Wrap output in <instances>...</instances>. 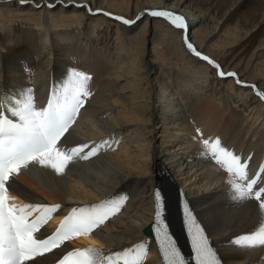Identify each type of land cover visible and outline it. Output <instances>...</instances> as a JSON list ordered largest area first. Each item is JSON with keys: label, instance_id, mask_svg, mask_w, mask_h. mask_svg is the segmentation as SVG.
I'll list each match as a JSON object with an SVG mask.
<instances>
[{"label": "bare ground", "instance_id": "1", "mask_svg": "<svg viewBox=\"0 0 264 264\" xmlns=\"http://www.w3.org/2000/svg\"><path fill=\"white\" fill-rule=\"evenodd\" d=\"M150 9L182 14L187 28L177 29L169 21L147 15ZM115 16L133 23L125 24L114 19ZM42 29H47L54 40L53 51L43 46V55L54 57L59 53L76 70L93 75L88 74L91 79L87 88L94 96L89 100L90 106L80 114L77 125L66 134L67 142L95 145L108 141L109 147L86 163L70 165L63 176L50 169L19 173L13 177L16 186L13 193L28 202L60 204L62 214L106 198L119 199L122 210L100 225L93 237L107 251H123L141 242L148 244L145 227L150 221L147 206L153 187L163 191L166 217L173 232L178 234L179 187L194 205L225 264H264V246L243 248L233 243L234 238L259 227L255 202L239 203L231 198L228 175L220 170L221 166L209 167L202 173V163L196 158L190 159L198 145L203 147V139L214 142L220 138L221 145L228 150L240 151L243 157L250 155L255 161L251 168L255 167L264 154V101L255 97L253 90L237 86L233 78L221 79L214 67L192 55L184 43L186 34L224 72H235L240 80L264 92V0H0V48L4 50L0 51V98L5 95L20 98L25 89L31 88L35 105L43 107L45 100L37 98L36 82H42L49 73L52 81L63 83L67 78L62 66L54 62L50 67V61L44 59L38 60L36 69L32 70L34 81L28 72H23L14 78L26 81V86L21 81L14 87L8 85V65L24 61L33 64L31 58L39 51L36 47L40 44ZM87 33L86 38L83 34ZM122 56L126 60L122 64L124 71L110 69V59L115 61ZM173 68L186 70L188 76L197 78L203 92L198 95L194 93L196 90L185 89L190 84L181 85V79L177 80L180 73L169 82L166 72ZM107 70H111V76L102 79ZM153 81L156 85L161 81L163 91L171 92L173 98L176 96L177 106L187 121L186 130L177 127L168 131L175 126L173 122L167 123L169 128L163 127L165 130L161 132H169L177 140L178 148L172 150L153 141L160 119L154 117L158 115L154 105L158 93H154L157 86L152 85ZM96 100L99 102L95 103ZM115 107L119 108L118 112L102 117ZM177 116L169 111L166 119ZM242 128H245L243 133ZM197 129L202 136L196 140ZM184 131L193 133L188 137L196 145L187 140L183 147L178 134L184 135ZM125 132V143L138 156L127 153L124 142L117 152H112L116 138ZM241 134L246 140L243 143L237 140ZM161 158L164 162L160 163ZM25 192L30 194L28 199ZM10 202L24 204L16 199ZM47 230L49 224L42 225L41 232ZM66 243L69 245L66 248L60 246L26 264H53L69 247H77L71 241ZM75 243L84 245L80 240ZM145 264L157 263L151 258Z\"/></svg>", "mask_w": 264, "mask_h": 264}, {"label": "snow or ice", "instance_id": "2", "mask_svg": "<svg viewBox=\"0 0 264 264\" xmlns=\"http://www.w3.org/2000/svg\"><path fill=\"white\" fill-rule=\"evenodd\" d=\"M146 14L163 18L177 29L187 28L182 14L158 9L147 10ZM114 19L125 24L133 23L120 16H115ZM184 43L192 55L214 67L220 77H234L237 84L256 88L255 85H245L237 73L224 72L216 61L199 51L186 34ZM90 79L91 76L83 71L69 69L67 78L61 85L53 87L46 106L43 107L35 105L31 88L25 89L20 98L7 95L0 98V264H26L35 257L60 247L73 237L91 234L121 208V203L116 198L73 207L54 233L46 238H38L34 234L61 205L10 202L15 200V197L9 196L10 190H16L13 177L19 175L21 170L28 172L50 169L54 174L63 176L70 170V165L90 161L109 147L108 141L95 145L67 142L66 133L76 122L85 99L91 95L87 88ZM258 95L264 99V92H259ZM196 132L194 139L202 136L199 129ZM202 144L215 163L227 172L231 198L239 203L255 202L259 227L234 238L233 243L243 248L264 246V184L258 185L260 175L264 173V165L254 177L249 178L248 161H242L241 156L223 147L220 138H216L214 142L203 139ZM29 196L25 192V198L28 199ZM164 209V199L157 191L153 226L164 264H189L168 231ZM183 222L193 253L191 264H221L205 229L187 203L183 207ZM146 252L147 246L143 242L123 251L107 254L99 247L77 248L64 254L58 264H142Z\"/></svg>", "mask_w": 264, "mask_h": 264}, {"label": "rangeland", "instance_id": "3", "mask_svg": "<svg viewBox=\"0 0 264 264\" xmlns=\"http://www.w3.org/2000/svg\"><path fill=\"white\" fill-rule=\"evenodd\" d=\"M43 30V29H42ZM47 31V32H46ZM88 35H89V33H87V34H83V36L84 37H88ZM93 35H95V34H93ZM40 37L41 38H39L41 41H40V44H39V46H38V48L36 47V50L37 49H39V51L37 50V56L36 55H34L31 59L32 60H34V62H33V64H27L26 63V61H24V62H21V63H18V62H15V63H13V64H11V65H8V85L10 86V87H14L15 86V84L17 85V83L18 82H20L21 80H18V78H14L15 76H19L21 73H23V72H28V75H30V80L32 79V81H34V79H35V76H33V73H32V70L35 68L36 69V67H37V65H38V60L40 61V60H48V61H50V67H51V64H53L54 62L56 63V65L58 66V67H60V66H62L63 68H64V70L66 71V73H68V70L69 69H75L76 70V68L72 65V63L69 61V59H67V58H64L62 55H59V53L56 55H54V57H55V59H54V57H52V55H48L47 53H45L44 55H43V50L42 49H44L43 48V46H46V48H47V50L50 48V52L51 51H53V48H54V43H53V41L54 40H51V37H50V35H49V33H48V30L47 29H45V30H43V33L40 35ZM44 38V39H43ZM56 43V42H55ZM45 44V45H44ZM41 49V50H40ZM119 50H121L120 49V47L118 48ZM2 49L0 48V51H1ZM2 51H4V50H2ZM118 50H115V52H117ZM42 52V53H41ZM122 53H123V51H121ZM107 56H108V54H106ZM42 56V57H41ZM48 56V57H47ZM109 57V56H108ZM111 57V56H110ZM109 57V58H110ZM0 58H1V60H0V63H2V55L0 54ZM113 58V57H112ZM123 58V56L121 57V58H119V59H117V60H115V61H113L112 59H110L109 61H110V69H117V72H119V71H124V68H125V65H122V64H124V61H126V60H124V59H122ZM122 59V60H121ZM120 63V64H119ZM93 64L94 63H92V65L91 66H93ZM129 65V64H128ZM122 68V69H121ZM25 69H26V71H25ZM172 70H173V72H172ZM170 69V70H167V72H166V75H167V78L169 79V82H172V81H174L176 78V76H177V74L176 73H180V77L179 78H177V80H180L181 79V85L184 87V85H189V87H187V88H185V89H190L191 88V91L190 90H187V91H190V92H194L195 90V92L194 93H197L198 95H200L203 91H202V88H203V85H202V83L201 84H199V80L198 81H196L197 80V78H192L193 76L192 75H190V76H188L189 74L187 73V71L185 70V72L183 71H178V70H176V68H173V69ZM81 71V70H80ZM50 72H51V75H52V71H51V69H50ZM84 73L86 72V71H83ZM53 73H54V68H53ZM110 73H111V70L110 71H106V72H104V74L102 75V79H106L107 77H110L111 75H110ZM168 73V74H167ZM187 73V74H186ZM19 74V75H18ZM86 74H90V73H88V72H86ZM90 75H92V74H90ZM172 75V76H171ZM1 76H3V74L1 75ZM31 76H32V78H31ZM47 76V77H46ZM50 76V73L49 74H47V75H45L44 76V79H43V81L42 82H36L37 83V85L34 87L35 89H38V90H36L37 92H40V91H42L44 88H46V87H48L49 88V90L51 91L52 89H53V87H55V86H59V85H61L62 84V81H60V80H57V81H52L51 80V77H49ZM93 76V75H92ZM174 76V77H173ZM186 76H187V78H186ZM155 77L157 78L158 77V74L156 73V75H155ZM191 77V78H190ZM13 78V79H12ZM15 79V80H14ZM111 79V78H110ZM171 79V80H170ZM188 79V80H187ZM198 79H200V78H198ZM4 79L1 77V81H3ZM191 80V81H190ZM196 82H195V81ZM192 81H194V82H192ZM25 82L26 81H21L20 83H22L23 84V86H26L25 85ZM49 82V83H48ZM161 81H159L158 82V85H156L157 83H155L154 81L152 82V85H154V83H155V85L154 86H157L156 87V90H155V94H157V95H155V97L156 98H154V105H156L155 107H157L156 109H155V111L157 112V114L159 115H156V114H154V117L156 118V117H160V119H159V121H158V132L156 133V138L155 139H153V141H154V143L156 144V145H162L163 146V148H169L170 150H172V148H178L175 144H177V140H175V139H172V135L170 136V133L169 132H161V131H163V130H165V129H163V127H166V128H169L170 126V123L171 122H173V125H175L173 128H169V129H167L168 131H172V130H174V129H176L177 127H184L185 128V130H186V127H187V121L185 120V117L184 116H182L181 114V111L179 110V106H177V104H178V99H175L176 98V96L174 95V98L172 97V95H171V92H169L168 90L165 92V91H163V89H162V86H164V84L161 82ZM194 83V84H193ZM27 84V83H26ZM44 84V85H43ZM199 84V85H198ZM29 85V84H28ZM27 85V86H28ZM191 86V87H190ZM197 86H200V87H197ZM161 87V88H160ZM43 88V89H42ZM193 88H195V89H193ZM42 89V90H41ZM201 89V90H200ZM161 92H162V94H161ZM162 96H164L163 98H160V97ZM172 97V98H171ZM168 98V99H167ZM99 100V99H98ZM98 100H96L95 101V103H97V102H99ZM122 100V99H121ZM158 100V101H157ZM121 102V101H120ZM167 102V103H166ZM90 104V103H89ZM88 104V106H90ZM184 104V103H183ZM93 105V104H92ZM94 106V105H93ZM95 106H96V104H95ZM182 107H183V105H182ZM121 109V108H120ZM161 109V110H160ZM119 111V108L118 107H115V109L114 110H112L110 113L107 111L106 113H104V114H102V117L104 118V117H107L108 115L109 116H112L113 114H115L116 112H118ZM165 111H170V112H172L173 114H177L178 116H177V118L176 119H169V118H167L166 119V114L168 113V112H165ZM180 111V112H179ZM122 115V114H121ZM166 119V120H165ZM168 122H170L169 124H167ZM178 125V126H177ZM132 126V125H131ZM159 127H161V128H159ZM130 128V127H129ZM131 128H134V126L133 127H131ZM96 130V129H95ZM244 130H245V128H242V131L240 130V132L241 133H243L244 132ZM184 135H179L178 134V136H180V138H182V139H180L179 138V141H181V144H182V141H183V147H185L186 145H185V141H187V140H189L188 142L189 143H192L193 142V144H197V142H195V141H193L192 139H189V137H188V135H193V133H189V131H184ZM197 134V133H196ZM242 135V134H241ZM241 135H239V137L237 136V140H238V138H239V141H240V139H241V143H243L244 141H246L245 139H243V138H241V137H243V135L241 136ZM163 136H168V137H163ZM197 140V139H196ZM127 141V134H126V132L125 133H123V134H119V136L116 138V140H115V142H114V148H112V152H117V150H119L120 149V147H122L123 146V142L125 143ZM167 141V142H166ZM191 145V144H190ZM202 145V144H201ZM128 148V150H127V153H132V154H135V156H138L139 154H138V152L137 151H133V149L134 148H131L130 149V147H129V145H127V143H125L124 144V149H126V148ZM187 147H189V146H187ZM198 147L199 148H196L195 149V155L192 157V158H190V159H193V158H196L198 161H200L202 164H201V166H202V170H201V172L203 173H205L206 171H207V169L209 168V167H212V168H214L215 167V164H213V163H210L208 160H206V158L204 157V155H203V150H205V148H201L200 147V145H198ZM122 150H123V148H122ZM174 150V149H173ZM133 151V152H132ZM176 152V151H175ZM175 152L173 151V153L175 154ZM181 152V151H180ZM180 152H177V153H180ZM173 155V154H172ZM165 157H167V156H165ZM205 161V162H204ZM161 162H164L163 161V158H161L160 159V163ZM186 163H188V162H190V161H188V160H186L185 161ZM204 162V163H203ZM185 168V165L184 166H182V168L181 169H184ZM188 170V169H187ZM194 170H192L191 172H193ZM199 173V172H198ZM197 173V174H198ZM178 189H179V187H178ZM179 190H181V189H179Z\"/></svg>", "mask_w": 264, "mask_h": 264}]
</instances>
